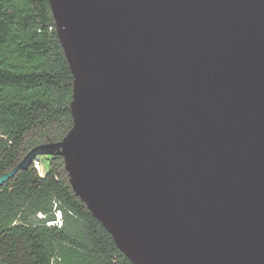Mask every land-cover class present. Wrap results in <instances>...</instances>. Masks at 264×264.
Returning a JSON list of instances; mask_svg holds the SVG:
<instances>
[{"label":"water","instance_id":"1","mask_svg":"<svg viewBox=\"0 0 264 264\" xmlns=\"http://www.w3.org/2000/svg\"><path fill=\"white\" fill-rule=\"evenodd\" d=\"M72 127L32 148L131 264H264V0H48Z\"/></svg>","mask_w":264,"mask_h":264},{"label":"trees","instance_id":"2","mask_svg":"<svg viewBox=\"0 0 264 264\" xmlns=\"http://www.w3.org/2000/svg\"><path fill=\"white\" fill-rule=\"evenodd\" d=\"M72 83L48 0H0V176L71 129ZM46 160L43 178L30 166L0 187V264H131L73 193L62 158ZM55 210L60 227L47 225Z\"/></svg>","mask_w":264,"mask_h":264},{"label":"built area","instance_id":"3","mask_svg":"<svg viewBox=\"0 0 264 264\" xmlns=\"http://www.w3.org/2000/svg\"><path fill=\"white\" fill-rule=\"evenodd\" d=\"M30 166L35 170L38 177L40 178L44 177L46 168L44 165L43 157L35 156ZM38 216L41 217V215H38ZM61 224H62V214L59 210H55L54 220L51 222H48L47 225L60 227Z\"/></svg>","mask_w":264,"mask_h":264},{"label":"rangeland","instance_id":"4","mask_svg":"<svg viewBox=\"0 0 264 264\" xmlns=\"http://www.w3.org/2000/svg\"><path fill=\"white\" fill-rule=\"evenodd\" d=\"M44 159V158H43ZM47 160L46 159H44V165H45V167L47 166Z\"/></svg>","mask_w":264,"mask_h":264}]
</instances>
